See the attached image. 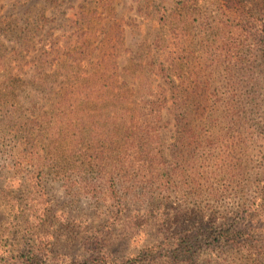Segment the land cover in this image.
I'll use <instances>...</instances> for the list:
<instances>
[{
	"label": "rangeland",
	"instance_id": "obj_1",
	"mask_svg": "<svg viewBox=\"0 0 264 264\" xmlns=\"http://www.w3.org/2000/svg\"><path fill=\"white\" fill-rule=\"evenodd\" d=\"M234 1L0 0V264H264L263 0ZM81 27L82 69L183 109L67 102Z\"/></svg>",
	"mask_w": 264,
	"mask_h": 264
},
{
	"label": "trees",
	"instance_id": "obj_2",
	"mask_svg": "<svg viewBox=\"0 0 264 264\" xmlns=\"http://www.w3.org/2000/svg\"><path fill=\"white\" fill-rule=\"evenodd\" d=\"M228 1L232 2L231 4L235 3V5H237L234 0ZM256 5L261 6V9H259V11L262 12L264 10V0ZM236 9V12H241L239 10L240 8ZM81 19L82 23L86 19H89V15L82 14ZM262 22L263 24H261V27L263 28L259 31L260 33L263 32L264 34V21ZM84 31L85 30L83 29V27H81L80 32L73 34L74 36H76V40L73 38V36L69 37L70 46H68V54L73 58V61H70L68 63L66 61H63L62 63L60 58H58L61 63L62 69L65 68L67 72L76 69L77 72H82L85 75L89 74V76L84 77L75 76L72 79L73 81H67L68 89L66 91L67 93L65 98L67 102H71V105H77V103L81 104L85 100L96 101V105H103L107 103L106 105H111L115 109L114 114L116 116L115 118L112 117L113 123L115 125H129L128 127L131 128L137 125L136 123L140 122L141 120L145 123L162 121V111L164 109L173 115L179 109H183L182 107H184L188 96L176 92H171L169 94L168 89H166L165 87L163 89L164 84L156 85V92L151 91L150 96H134L133 93L135 89L130 88V85L128 86L124 81L120 82L118 78H115V75H112L113 77L106 75V73L110 71L109 63H113H108L105 58L97 64L89 62L90 67L88 66L87 69H82L84 67L83 64L81 63V61L76 60L88 54V49L85 47V36L87 35V32ZM59 52L60 51H58V53ZM49 55L46 53L41 58L42 60L39 61L38 64L35 63V75L37 74L38 78H35L34 80L36 81V84L40 85L41 87L47 85V78L51 76L49 74H46L47 68L49 66L52 67V64L48 63L50 61ZM6 64V61H4L3 64H1L0 69H6ZM19 80L20 78L16 79V81ZM131 85L136 86V83ZM139 86L140 84H137V87ZM142 87L144 88V84L142 85ZM144 108H148L146 109L147 112H142ZM118 113H123L125 117L118 115ZM143 113H145L147 118H144L145 115ZM230 229L231 228L221 231L220 236L225 235L227 237H230L232 235L230 233ZM37 259L42 262L41 258L38 257Z\"/></svg>",
	"mask_w": 264,
	"mask_h": 264
}]
</instances>
